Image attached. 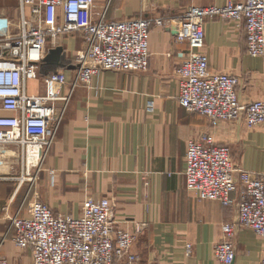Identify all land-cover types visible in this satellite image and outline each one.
Masks as SVG:
<instances>
[{"label": "built area", "instance_id": "1", "mask_svg": "<svg viewBox=\"0 0 264 264\" xmlns=\"http://www.w3.org/2000/svg\"><path fill=\"white\" fill-rule=\"evenodd\" d=\"M18 2L21 17L14 31L7 26L8 17L0 15V196L3 182L16 183L9 199L0 200V220L8 223L9 232H15L14 244L31 254L30 264H137L139 258L132 252L137 236L116 225L108 198H87L77 217L56 214L39 198L27 204L63 125L71 94L79 85L92 86L105 71L147 70L151 32L164 28L177 44L188 46L177 69L180 106L213 124L243 121L249 129L262 126L264 101L242 103L239 79L211 72L204 50L206 21L219 18L243 26L247 54L264 58V0L190 7L169 19L118 21L107 20L106 12L96 13V0ZM77 33L85 46L76 52L72 82L69 84L64 70L42 76L50 50ZM39 80L43 94L31 90ZM65 86L69 93L60 96ZM186 180L187 189L200 201L230 207L233 195L239 197L238 220L222 227L223 241L215 246L218 262L234 264L237 229L248 228L264 238V175L235 164L229 147L216 143L211 135L192 138L187 145ZM25 183L30 189L21 207L12 213L11 206ZM191 248L187 246V253ZM0 264L9 263L0 256Z\"/></svg>", "mask_w": 264, "mask_h": 264}, {"label": "crops", "instance_id": "2", "mask_svg": "<svg viewBox=\"0 0 264 264\" xmlns=\"http://www.w3.org/2000/svg\"><path fill=\"white\" fill-rule=\"evenodd\" d=\"M14 1L20 19V4ZM240 1L96 0L95 12H106L111 21L169 19L190 7ZM3 10L9 8L1 5ZM205 32L210 71L237 77L242 103L264 101V58L247 54L243 26L215 18L206 23ZM58 47L62 44L53 49ZM187 49L175 42L169 29L154 28L147 70L105 71L92 86L75 87L63 125L43 162L41 180L32 190L34 198L54 213L76 217L87 198H108L116 225L137 236L132 249L139 258L137 264H221L215 258V246L223 241L222 227L238 220L239 197L234 194L233 205L224 207L200 201L187 189L186 154L192 138L211 135L231 149L235 164L264 175V125L249 129L243 121L213 124L178 103L177 69ZM54 67L60 71L65 66ZM65 73L70 84L74 72ZM59 93L68 95L69 86ZM2 185L4 203L8 199L2 195ZM14 234L0 220V256L9 264H23L25 256V264H30L31 254L14 244ZM233 244L234 264H261L263 237L241 227ZM16 248L22 254L14 258Z\"/></svg>", "mask_w": 264, "mask_h": 264}, {"label": "rangeland", "instance_id": "3", "mask_svg": "<svg viewBox=\"0 0 264 264\" xmlns=\"http://www.w3.org/2000/svg\"><path fill=\"white\" fill-rule=\"evenodd\" d=\"M1 5H6L8 8H9V11L8 10H3L0 12V15H6L8 18L6 19L7 20V26L9 27V30L10 31H14V29L17 28L18 26V20H19V10L17 9L16 10V7H18L16 1L14 0H0V6ZM16 11L18 12V14H16ZM18 17V18H17ZM146 18H155V17H146ZM158 18V17H156ZM161 18V17H160ZM164 18V17H162ZM1 19V17H0ZM15 21H14V20ZM166 19V18H165ZM215 19V18H214ZM17 20V21H16ZM211 20V19H208L206 21V23ZM1 25H3V23H1ZM0 25V34L3 33V28L2 26ZM71 37V38H70ZM64 40V41H63ZM62 41H61V44H62V48L64 49V53H63V62L62 63L65 67H63L64 71L66 72L67 71H72V68H73V65H74V59H75V55H76V52L83 49V45H84V41H83V38L82 36L77 33V34H73V35H70V36H67L66 38H64ZM76 41V44L73 46L71 44V42H74ZM150 42H151V39H150ZM186 52V51H185ZM62 64L60 67H62ZM59 67V68H60ZM68 68V69H67ZM53 71H57V69L52 66L51 64H44L41 68V75L42 76H45L46 73H50V72H53ZM45 74V75H44ZM41 84L38 85V87H35V85L37 84ZM31 90H33L34 92H37L39 94H43V83H42V80H39L38 83H33L31 85ZM18 172L16 173V175H19V170H17ZM42 176V174H41ZM40 176V177H41ZM41 180V179H40ZM2 190H3V197H7V199H9L11 193L13 192V190L15 189V186H16V183H12V182H3L2 183ZM36 187V186H35ZM34 187V188H35ZM30 189V184L29 183H25V185H23L22 189L20 190V192L18 193L17 195V198H16V201L13 203V205L11 206V212H15L17 208L20 207V205L24 202L25 200V197H26V194H27V191H29ZM33 191H35L33 189ZM34 193V192H33ZM6 199V198H5ZM34 199V196L32 195V193L30 194L29 196V199L27 201V204L30 200ZM39 200L41 201V199L39 198ZM42 202V201H41ZM44 203V202H43ZM25 208L27 207L24 206ZM6 247H8V244L6 245ZM23 252H26V251H23ZM22 254V252H20L19 249H15L14 252H12V255L14 258H17L19 257L20 255ZM27 254V253H26ZM21 263L25 264L27 262L26 260V257L24 256L21 261Z\"/></svg>", "mask_w": 264, "mask_h": 264}, {"label": "water", "instance_id": "4", "mask_svg": "<svg viewBox=\"0 0 264 264\" xmlns=\"http://www.w3.org/2000/svg\"><path fill=\"white\" fill-rule=\"evenodd\" d=\"M64 49L62 47H58L56 49L50 50V53L45 58L46 64H51L56 67L61 66L62 58H63Z\"/></svg>", "mask_w": 264, "mask_h": 264}]
</instances>
